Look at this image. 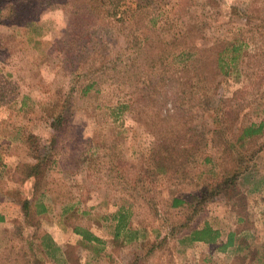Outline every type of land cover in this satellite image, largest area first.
Returning <instances> with one entry per match:
<instances>
[{
  "label": "rangeland",
  "instance_id": "rangeland-1",
  "mask_svg": "<svg viewBox=\"0 0 264 264\" xmlns=\"http://www.w3.org/2000/svg\"><path fill=\"white\" fill-rule=\"evenodd\" d=\"M171 1L180 16L157 29L190 39L194 53L186 69L175 59L169 78L122 49L127 33L145 30L132 10L88 26L71 23L67 7H31L33 21L0 9V264H124L133 255L140 264H264V0ZM99 43L113 60L92 72L84 66L97 65ZM232 43L237 58L226 54L220 71L217 51ZM59 110L47 168L21 182L19 166L31 161L24 134L47 144ZM250 124L261 132L242 137ZM176 139L180 150L169 148ZM236 166L246 167L232 195L205 200L189 220L216 228V240L177 239L185 230L170 227L188 204ZM172 198L185 204L171 207ZM229 232L232 245L217 250Z\"/></svg>",
  "mask_w": 264,
  "mask_h": 264
},
{
  "label": "trees",
  "instance_id": "trees-1",
  "mask_svg": "<svg viewBox=\"0 0 264 264\" xmlns=\"http://www.w3.org/2000/svg\"><path fill=\"white\" fill-rule=\"evenodd\" d=\"M178 4L179 3H177V5ZM131 5L134 6L132 7ZM48 6L67 7L71 16V23L79 22V24L87 25L116 24V22L121 19L120 15L124 13V11L127 12L128 10H132L134 16L142 15L146 20V22L142 23L145 24L143 26L145 30L141 32H137L136 30L132 31L130 32L131 36L127 33L126 44L122 49L131 48V54H133V57H142L141 55L145 56L147 68L150 71L156 70L158 74H163L165 78H169L167 75L170 71L169 66L175 63V59L184 57L183 59H181L180 68L186 69L188 66L186 62L190 61V55H188L187 57H185V55L191 53V51H193L194 53L193 46L189 44L190 39L184 38V36L175 35L174 33H171L169 36H165L164 34L159 32V29H157L158 27L156 26V24H175L177 18L180 16V14L178 13L180 7L178 6L179 8H176L175 3L171 0H0V9L3 8L8 17H11V19L17 18V21H20V19L33 21L31 19V7L36 11L34 12V14L37 13L38 15L39 10H42L43 7ZM166 6L170 8V11L164 10V7ZM28 8L29 16L26 13ZM165 11L166 13L171 12V20L169 19V16H163ZM1 21L2 19L0 18V22ZM86 36H89V34H87ZM98 45V49L95 50L96 53L98 52V55L100 56L97 60V65L95 67L91 65L84 66L85 69L90 68L92 72L93 70L101 71V69H103V67L106 65L107 61L113 60L110 59L108 55L110 48L109 44L99 43ZM112 47H115V45L113 44ZM204 50L206 49L204 48L203 51ZM238 50L239 44L236 43L228 44L227 47L223 46L220 50H218L216 57V68L222 71L224 67L223 60L226 54L228 55L227 59L233 62L237 58ZM133 57L131 58V60L133 59ZM114 59L116 60L118 59V57L116 56V58ZM164 74H166L167 77ZM156 77L160 80L159 76ZM90 86V83L84 84L81 87V91H88ZM202 102L207 103L208 98H205L204 100H202ZM61 112L62 111L59 110V112L51 116L50 126L53 130V133L51 138L47 141V144L39 146V142L34 134L29 132H26L24 134L23 140L27 145V152H29L31 161L23 163L19 166L18 178L19 180H21V182L42 174L47 168V165L52 157L51 144L56 141V134L59 131L60 127L63 125L64 115ZM260 132V125L253 126L250 124L241 129V136L249 137L252 135H257ZM181 140L176 139L174 140V142L173 140H171L173 143L170 144L169 148L175 150L176 148L179 149L178 146L181 143L178 142ZM187 140L188 139H186L185 141ZM245 167L236 166L230 172H225L224 174L220 175L215 180V183L210 187V189L206 190L203 194L195 197L194 201L188 204L189 214H186L183 221L179 222L177 225L170 227L171 229H177L175 230V232L181 231L182 229L185 230L184 232L179 234V236H177V239H179L180 241H185L186 243H192L196 241L213 243L216 240V238L219 236V232L216 228H212L210 224L206 222H204L202 225L190 226L189 220L194 215H196L197 211H200L205 200L214 198L218 195H232V192L234 191L236 185V181L242 175V171ZM181 204H185L182 199H171V207H177ZM21 208L23 211V215L25 216L28 210V202L25 199H23L21 202ZM42 209L43 206L40 205L39 211ZM116 218V230L119 233V229L121 227H124L125 225V219L122 212H119L116 215ZM3 220L4 217L2 214H0V223ZM71 230L85 241H99V238L96 235L84 228H81L80 226H73ZM114 234L116 235V231L114 232ZM44 238V245L46 247L51 243V241L48 236H44ZM232 243L233 234L232 232H229L225 238V241L220 246H218L217 250L223 251L227 246L232 245ZM51 247L54 246L52 245ZM150 249L151 248L148 247V251H150ZM140 260L141 259L138 256L133 255L130 257L129 261L124 262V264H140Z\"/></svg>",
  "mask_w": 264,
  "mask_h": 264
}]
</instances>
